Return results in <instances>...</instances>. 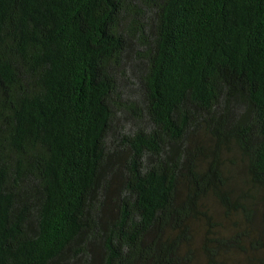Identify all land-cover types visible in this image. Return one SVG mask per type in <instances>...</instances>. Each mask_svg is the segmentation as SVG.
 I'll return each instance as SVG.
<instances>
[{
    "label": "trees",
    "instance_id": "16d2710c",
    "mask_svg": "<svg viewBox=\"0 0 264 264\" xmlns=\"http://www.w3.org/2000/svg\"><path fill=\"white\" fill-rule=\"evenodd\" d=\"M0 264H264V0H0Z\"/></svg>",
    "mask_w": 264,
    "mask_h": 264
}]
</instances>
